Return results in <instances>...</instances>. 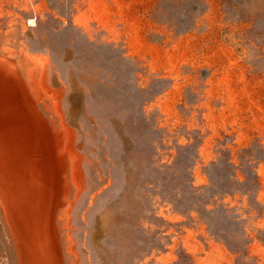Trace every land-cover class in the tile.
Wrapping results in <instances>:
<instances>
[{
  "label": "rangeland",
  "instance_id": "374dc122",
  "mask_svg": "<svg viewBox=\"0 0 264 264\" xmlns=\"http://www.w3.org/2000/svg\"><path fill=\"white\" fill-rule=\"evenodd\" d=\"M0 264H264V0H0Z\"/></svg>",
  "mask_w": 264,
  "mask_h": 264
}]
</instances>
